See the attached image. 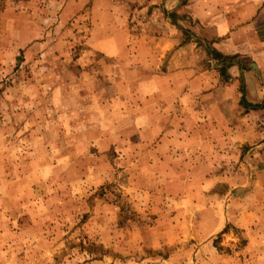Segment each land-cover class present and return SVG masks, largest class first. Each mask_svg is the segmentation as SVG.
Returning a JSON list of instances; mask_svg holds the SVG:
<instances>
[{
  "label": "crops",
  "instance_id": "crops-1",
  "mask_svg": "<svg viewBox=\"0 0 264 264\" xmlns=\"http://www.w3.org/2000/svg\"><path fill=\"white\" fill-rule=\"evenodd\" d=\"M60 1L61 17L78 18L82 5L90 18L86 47L76 61L81 72L68 92L76 99V110L67 125H53L55 130L63 126L69 137L51 139L49 162L41 166L51 172L53 181H46L49 195L38 208L29 177L18 178L17 189L31 192L24 204L12 190L13 218L48 223L53 204L79 193L83 178L102 184L111 162L130 163L132 176L140 177L137 164L147 158L150 173L143 176L156 178L155 163L178 160L184 163L180 171L187 174L181 177L195 174L199 179V208L224 210L226 204L231 210L236 207L231 205L232 194L243 195L239 226L247 224V255L256 258L254 264H264V0ZM140 1L147 2V11L163 4L175 20H168L171 26L192 40L170 39L161 46L130 37L135 32L130 31L129 14L138 11L134 3ZM57 91L65 95L63 89ZM227 163H233L232 170L218 176ZM221 177L229 193L226 203L211 196L209 207L205 192ZM211 218L205 225L217 234L229 223L237 226L230 214L211 213Z\"/></svg>",
  "mask_w": 264,
  "mask_h": 264
},
{
  "label": "rangeland",
  "instance_id": "rangeland-1",
  "mask_svg": "<svg viewBox=\"0 0 264 264\" xmlns=\"http://www.w3.org/2000/svg\"><path fill=\"white\" fill-rule=\"evenodd\" d=\"M134 5L138 11L128 18L134 40L161 46L170 39L192 40L171 26L168 20H175L163 4L148 11L147 2ZM62 6L60 0H0V264H254L256 258L247 255V224L239 226L243 195L232 194L231 205L236 207L231 210L226 204L224 210L199 208L203 202L195 190L199 179L195 174L181 177L187 174L180 171L184 163L178 160L155 163L156 178L143 176L150 173L147 158L141 169L137 164L140 177L132 176L130 163L111 162L112 170L102 184L83 178L79 193L65 195L51 212L44 211L50 213L48 223L34 225L26 217L13 218L17 213L10 206L12 190L28 204L32 188L38 208L49 195L51 172L41 166L49 162L51 139L69 137L63 126L55 130L53 125H67L76 110V99L68 92L75 74L81 72L76 61L86 47L90 18L82 5L78 18L61 17ZM58 89L65 95L59 96ZM89 150L96 154L94 147ZM232 167L233 163L225 164L218 176ZM163 173L166 176L158 178ZM23 176L31 181L29 191L17 189ZM219 179L205 192L209 207L211 196L224 201L229 194L224 191L226 178ZM211 213L230 214L237 226L229 223L220 234L214 228L210 231L205 224Z\"/></svg>",
  "mask_w": 264,
  "mask_h": 264
}]
</instances>
